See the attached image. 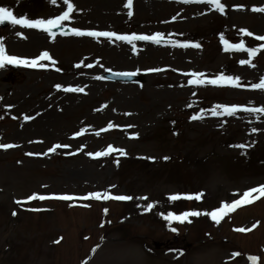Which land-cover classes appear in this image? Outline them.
I'll return each mask as SVG.
<instances>
[{
	"label": "rangeland",
	"instance_id": "374dc122",
	"mask_svg": "<svg viewBox=\"0 0 264 264\" xmlns=\"http://www.w3.org/2000/svg\"><path fill=\"white\" fill-rule=\"evenodd\" d=\"M118 1L68 0L73 10L62 24L116 35L159 33L161 43L50 37L8 22L0 29L7 55L32 59L47 51L56 61H42L44 68L0 67V145H15L0 148V264H85L87 253V264H240L250 258L242 253L264 264V198L231 213V227L229 214L223 224L203 214L164 219L169 212L216 210L264 185V113L211 114L217 104L264 108V90L251 88L264 78V50L250 67L240 63L249 59L246 51L224 45L264 43L254 39L264 35V12L251 10L264 7V0H221L224 14L205 3L132 0L129 9L128 0ZM0 7L32 21L68 10L65 0H0ZM153 68L162 71H147ZM106 70L136 72L143 80L95 79ZM193 72L204 81L233 76L239 86L190 85ZM68 87L83 91L62 90ZM57 143L70 147L44 155ZM109 146L125 155H89ZM95 192L132 199H27ZM199 193L200 200L168 199ZM77 206L84 210H72ZM258 219L249 234L236 231Z\"/></svg>",
	"mask_w": 264,
	"mask_h": 264
},
{
	"label": "snow or ice",
	"instance_id": "6c2138e0",
	"mask_svg": "<svg viewBox=\"0 0 264 264\" xmlns=\"http://www.w3.org/2000/svg\"><path fill=\"white\" fill-rule=\"evenodd\" d=\"M55 2V0H53ZM181 3H205L211 6V8L215 11L220 12L221 14H224L225 11V5L221 3V0H179ZM65 3L67 4V11H64L62 15L57 16L54 19H48V20H28L26 18H17L16 16L13 15V12L10 11L8 8L5 7H0V23L8 22L12 25H19L22 27L26 28H36L40 29L46 33L50 37L55 36V32L53 29L56 28H61L62 27V22L66 21L69 19V14L73 10V5L71 3H68V0H65ZM129 9H131L132 6V0H128L127 4L125 5ZM253 12H264V7L256 8L253 7L251 9ZM131 11H129V16H131ZM241 33L243 36H254L253 33L246 29H241ZM72 35L75 36H88V37H106L109 40H112L113 38L118 41H124L127 43H132L133 41H146V42H152L155 44L161 43V34L157 33L155 35H132V36H127V35H116L114 32H99V31H80L77 29L72 30ZM254 39L257 41L264 42V35H255ZM225 45V50H234V51H246L248 54L249 59L248 60H241L240 63L242 65L248 64L250 67L254 66L252 64V58H254L259 52L264 50V43L260 45L258 48H251V47H245V44L243 41L239 44H228L227 42H224ZM181 47H188L189 45L184 44V45H179ZM192 47H199L198 44H193L191 45ZM42 61H48L51 64H55L56 61L53 60L47 51H44L39 54L38 57L32 58V59H21L17 58L15 56L7 55L5 52V49L3 47H0V67L4 66L5 64H13V65H20L24 67H29V68H44L46 67ZM79 67L80 65H76ZM88 67H92L91 64L88 65ZM147 71L149 72H159L162 71V69L159 68H153V69H148ZM137 73L136 72H119V73H114V75L117 76H135ZM194 79H190L188 83L190 85L195 84V85H200L203 83L215 85V86H232V87H238L239 86V78L233 77V76H225V75H220L215 77L214 79H210L207 81H204L201 79L200 75L193 72L190 73ZM95 79L99 80L102 79L101 76H96ZM57 89H60V86H56ZM251 88L253 90L259 89V90H264V78L260 80L259 83L251 85ZM65 92H82V88H63L62 89ZM238 111H247V112H256V113H264V108H241L238 106H226V105H220L217 104L214 109L211 110V114L213 116H219V115H226V116H232ZM15 118V117H14ZM202 117L199 115H193L191 117L192 120H198L201 119ZM31 119V117H25V120ZM113 125L109 124L108 128L111 129ZM76 136L81 135L80 132H77L75 134ZM15 147V145L12 144H3L0 145V148H3L5 150L10 149ZM67 148L70 147L69 145H61L59 143L55 144L51 148L48 149V152L44 153V155H48L49 153H54L56 152L57 149L60 148ZM237 147H245L244 145H238ZM113 151L118 152L120 155H125V152L121 149H114L112 146H109L106 151L103 152H96L94 154L89 153V155H94V157H101V156H106L112 153ZM26 155H33L32 153H26ZM167 159V157H165ZM203 196V193L196 194L195 196L193 195H171L168 197L169 200L171 201H177V200H200L201 197ZM261 197H264V185H261L256 188H252L249 191H246L242 194L241 199H236L234 200L231 204L225 203L221 204V206L213 211L207 212V213H200L197 211H187L182 213L181 215H174L173 213L169 212L166 216H164V219L171 222V221H179V222H184L187 220L188 217L192 216H199V215H207L209 216L214 222L219 223L220 220L228 214V212L234 210V208L240 206L241 204H249L252 203L254 200L259 199ZM29 201L31 200H45V199H57V200H64V201H71V200H76V199H82V200H89V199H104V200H116V201H127L131 200L132 197L128 195H110L108 193H90L88 195H84L81 197L77 196H72V195H52V196H45V195H37L33 194L27 198ZM146 199V198H144ZM16 203H21V201H16ZM153 208V204H148L146 206V210H151ZM30 210H38V209H30ZM13 216L16 215V212L12 213ZM253 228L256 227L254 224L252 226ZM175 231V229H172ZM251 229H244V228H239L236 229V231L239 232H245V231H250ZM59 242V241H57ZM234 255H238L237 253H234ZM251 261V264H257V258L256 257H250L249 258Z\"/></svg>",
	"mask_w": 264,
	"mask_h": 264
},
{
	"label": "bare ground",
	"instance_id": "6f19581e",
	"mask_svg": "<svg viewBox=\"0 0 264 264\" xmlns=\"http://www.w3.org/2000/svg\"><path fill=\"white\" fill-rule=\"evenodd\" d=\"M144 1H146V0H141V2H144ZM118 2H119L118 0H113V5H116ZM126 10H127V8H124L123 11H126ZM33 38H35V36H33Z\"/></svg>",
	"mask_w": 264,
	"mask_h": 264
}]
</instances>
